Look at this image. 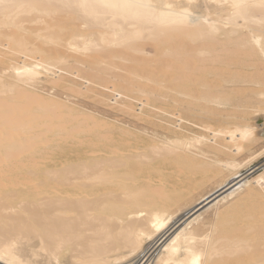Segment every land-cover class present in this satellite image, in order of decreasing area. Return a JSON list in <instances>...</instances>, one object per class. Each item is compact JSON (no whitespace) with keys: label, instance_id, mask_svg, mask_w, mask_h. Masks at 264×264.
<instances>
[{"label":"bare ground","instance_id":"bare-ground-1","mask_svg":"<svg viewBox=\"0 0 264 264\" xmlns=\"http://www.w3.org/2000/svg\"><path fill=\"white\" fill-rule=\"evenodd\" d=\"M159 2L198 22L0 0L2 264H264V0Z\"/></svg>","mask_w":264,"mask_h":264},{"label":"snow or ice","instance_id":"snow-or-ice-1","mask_svg":"<svg viewBox=\"0 0 264 264\" xmlns=\"http://www.w3.org/2000/svg\"><path fill=\"white\" fill-rule=\"evenodd\" d=\"M244 6L243 0H231V7L234 9L239 10ZM63 7L69 11L78 10L80 15L89 19L110 16L132 23H164L169 17L175 16L174 22L189 24L198 22V18H194L187 8L173 13L170 11L174 8L173 4H161L159 0H64ZM16 247L13 243L5 249L8 255L6 264H35L34 260L17 259ZM0 259L3 257L0 256Z\"/></svg>","mask_w":264,"mask_h":264},{"label":"rangeland","instance_id":"rangeland-1","mask_svg":"<svg viewBox=\"0 0 264 264\" xmlns=\"http://www.w3.org/2000/svg\"><path fill=\"white\" fill-rule=\"evenodd\" d=\"M44 87L47 89V87H48V85L46 86V85H44ZM59 93H60V91H61V93H62V90H60V89H58L57 90ZM90 95L92 94V93H89ZM88 94V97H83L82 99H83V104H86L87 106L89 105V107L90 108H94V109H96V110H98V111H100L102 114L103 113H106L105 111H111V109H110V107H108L107 108V106H104V105H102V104H96L97 102H95V100L93 101V100H91V99H93L94 98V96H93V94L91 95V96H93V98H90L89 99V97H91L90 95ZM88 99V100H87ZM259 103V101L257 100L256 101V103ZM91 105V106H90ZM253 107H252V105H251V107H250V109L249 110H251V113L249 114L250 116H249V119H250V122H253V123H255V125H256V127L257 126H259L262 122H263V117L261 116V117H258L257 119H256V117L259 115V114H257V113H259V111H256V110H254V109H252ZM113 112H116V111H113ZM229 112V110H227L226 111V113H228ZM109 113H112V112H109ZM233 113H235V112H233ZM252 114V115H251ZM257 115V116H256ZM260 118H261V120H260ZM212 122H216V120H212ZM219 124V122H216V124ZM227 126H233V124H228ZM196 129L195 130H198V131H201L202 129H200V127L198 128V126L197 127H195ZM231 128V127H230ZM259 135H262L261 136V138L259 139V140H261V141H257L253 146H251V148H250V150L249 151H247V152H245L244 153V155L242 154L241 156H242V158H244L246 155L245 154H248V155H250V154H252V153H256V154H259V156L257 157V158H255V159H252L251 160V162L249 161V162H247V166H245L244 167V169L242 170L243 172H247L248 171V169L249 168H253L252 170H253V173L250 175V177H254V176H256V175H258L259 173H261V172H263L264 171V166H263V164H264V133L262 134V133H260ZM70 147H69V149L71 150H76L77 149V147H76V145H74L73 143H71L70 145H69ZM251 149H253V150H251ZM252 152V153H251ZM253 154V155H254ZM241 158V159H242ZM249 159L247 158L245 161H248ZM255 160V161H254ZM247 170V171H246ZM171 179V181L172 182H176L178 179L176 178V177H171L170 178ZM212 210H209V211H207L206 213H204V216L205 215H209V216H205V217H211L212 216V213H210ZM235 223V222H234ZM180 224V223H179ZM178 224V225H179ZM177 225V226H178ZM154 249V248H153ZM153 249H152V251H153ZM157 252V250L154 252V254ZM149 255V254H148ZM142 257V256H141ZM138 260H140V261H138V260H133L132 262H131V264H142L143 263V261H145V259H146V257L141 261V259L140 258H137ZM0 264H2L1 262H0Z\"/></svg>","mask_w":264,"mask_h":264}]
</instances>
